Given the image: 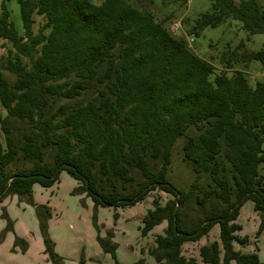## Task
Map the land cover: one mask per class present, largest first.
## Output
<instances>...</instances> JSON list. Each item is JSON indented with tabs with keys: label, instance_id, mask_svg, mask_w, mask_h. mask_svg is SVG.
Returning <instances> with one entry per match:
<instances>
[{
	"label": "trees",
	"instance_id": "obj_1",
	"mask_svg": "<svg viewBox=\"0 0 264 264\" xmlns=\"http://www.w3.org/2000/svg\"><path fill=\"white\" fill-rule=\"evenodd\" d=\"M8 1L0 13V206L16 196L34 208L49 262L66 264L49 232L52 209L35 202L34 187L51 188L66 173L78 183L73 194L93 202L96 228L101 207L117 221L118 210L152 192L172 197L164 204L154 198L142 219L143 237L166 223L149 251L155 264H262L257 252L237 246L249 245L238 235L247 202L260 219L256 236L264 233V80L253 86L244 72L226 70L264 66V49L226 51V70L217 72L171 31L176 10L158 20L142 0H18L19 31ZM207 1L209 10L186 27L192 39L229 21L247 33L238 49L264 35L260 0ZM180 138L194 176L187 189L170 176ZM216 226L219 240L202 245L198 259L186 258L185 244ZM8 232L15 234L7 220L3 237ZM113 237L97 240L119 264ZM19 246L28 250L16 235L12 252Z\"/></svg>",
	"mask_w": 264,
	"mask_h": 264
},
{
	"label": "rangeland",
	"instance_id": "obj_2",
	"mask_svg": "<svg viewBox=\"0 0 264 264\" xmlns=\"http://www.w3.org/2000/svg\"><path fill=\"white\" fill-rule=\"evenodd\" d=\"M260 1L264 3V0ZM142 4L145 5L149 11L154 13L158 20L176 10V17L170 24L171 31L178 37L186 38L191 48L199 56L210 61L215 66L217 72L226 70L222 63H220V58L226 51L230 52L237 50L239 53H243L244 51L257 52L264 49V35L253 36L252 41L250 43H246L244 48H237L239 43L241 41H246L247 38V33L241 29L240 23L237 21H229L217 28H207L204 30L200 38L192 39V37L188 35L186 27L191 26L202 13L209 10L210 3L207 0H190L188 3H185L186 5L184 7H179L176 2L171 3L169 6H163L160 0H142ZM2 5L3 0H0V13L2 12ZM7 7L10 11L11 20L13 21L14 26L20 31L22 27L18 0L8 1ZM39 21L40 19H37V25H39ZM4 43L5 42L0 39V55H4L6 53ZM226 71L229 75L235 71L244 72L253 86L256 81L264 80V66L258 62H252L249 64H244L242 62L235 63L232 68ZM0 116H6V112L2 108L1 103ZM1 133L2 132H0V137H2ZM183 144L184 140L183 138H180L172 150L173 166L170 176L178 187L187 189L192 183L194 176L191 171V167H189V165L182 160ZM31 165L32 162H24V168L26 169H29ZM57 184L60 185L59 192L55 193L58 197L53 199V201L57 204L53 203L54 211L56 207L57 209L55 215H53V218L49 221V225H65L68 232H78L80 240L83 241V248L82 250L79 248L78 251H102L98 245L97 236L100 235L102 238H107L108 232H112L114 235L113 242L117 244L116 256L119 264H136V262L140 259H145L147 264H155L154 259L149 256V251L155 245V237L163 233L166 223L156 227L147 237H143L141 235L140 228L143 225L142 219L145 217L148 210L153 209L152 203L154 198L160 199V201L164 204L167 200L172 198L170 195L159 191L152 192L144 202L138 204L137 206L124 210H118L120 217L117 221L114 219L115 212L113 209L101 207L99 208L97 214L96 228L92 220L93 202L91 199L85 195H74L73 191L67 192L71 186L78 187V183L69 175L63 173L60 177V182ZM34 188V191H36V194L34 193L35 202L39 204H47L50 207L51 205L48 202L41 203L38 201V198L40 199V196L45 194L43 188L40 186H35ZM15 200L16 202L12 205L7 204L5 208H1L0 210V220L5 224L4 228L0 232V245L6 242L5 238L7 234L10 233L14 235L15 242L16 234L12 232L4 234L3 237V231L7 226V220L13 223V227L15 226L16 220L18 222L23 221L25 222V225L29 227V231H32L33 225L35 224L42 239L39 222L34 208L26 203H20L18 197L16 196ZM7 207H11L16 213V219L11 216ZM51 209L53 213V208ZM77 211L80 212V217L77 215ZM4 212L7 215L5 216L6 219L3 218ZM259 222L260 219L258 214L253 209V203L247 202L242 209V213L238 221V223L243 227L242 231L239 232L238 235L241 237L247 236L249 238V245L244 248L237 246V248L241 249L245 253L257 252L261 263L264 264V233L260 237L256 236ZM29 231L27 230V232ZM218 234L219 226H216V228H214L207 237L202 238L199 242L186 243L183 251L184 256L188 259H198L200 247L206 243L219 240ZM31 236H33V234H31ZM25 242L28 243L29 240L25 239ZM20 248L21 247L19 246L17 249L20 250ZM12 249L13 245L11 252ZM71 250V253L69 254L70 256L74 254V250ZM33 251H37L35 245L33 247ZM59 251H64L61 243L59 245ZM134 251L143 252L142 257L139 253L137 254ZM83 252H81L78 257L74 258L75 261L78 260L76 264H84L82 263V261L85 260ZM8 256L9 251L8 253L0 251V264ZM107 257L109 258H106V263L103 261V257L101 256L99 258L95 257L91 261H85V264H114L115 261L112 259L111 255L109 254ZM46 260L47 264H51L47 257Z\"/></svg>",
	"mask_w": 264,
	"mask_h": 264
},
{
	"label": "crops",
	"instance_id": "obj_3",
	"mask_svg": "<svg viewBox=\"0 0 264 264\" xmlns=\"http://www.w3.org/2000/svg\"><path fill=\"white\" fill-rule=\"evenodd\" d=\"M75 187L76 186H71L67 190V192L73 191ZM59 188H60L59 184H55L51 188H47V189L43 188V191L45 192V194H42L40 196V199L38 198L39 202H41V203L48 202L52 206V207L51 206L50 207L53 208V215H55L56 209H57V207H56V209L54 211L53 203H55V202L53 201V199L58 197V195L55 193L59 192ZM34 193L36 194V191H34ZM69 196H70V194H69ZM14 202H16L15 197L7 198L1 204L0 210H1V208H5L7 204L12 205ZM7 209L10 211L11 216H13V217L16 216V213L12 210L11 207H9V208L7 207ZM76 213L80 217V212L77 211ZM15 219H16V217H15ZM4 226H5V224L3 223V221L0 220V232L4 228ZM14 230H15V234L18 237H20L21 239L23 238V240H25V239L29 240V242L27 243L28 244V250L25 253H22L19 249L16 248V252L12 253L11 248H12V245H14V235L11 233L7 234V236L5 238L6 242H4L2 245H0V251H2L4 253H8V251H9V256L1 264H35V263L39 264V262H40V264L41 263L47 264V260H46L47 256L44 253L45 247H44V244L42 241L43 239H41L39 232L37 231L36 225L34 224L32 231H29V227L27 225H25V222H23V221L18 222L16 220ZM27 230L29 232H27ZM49 232H50L52 240L54 241V243L56 245V251L61 256L66 258L65 259L66 264H76L78 260L75 261L74 258L78 257L79 254L81 252H83V251H78L79 248L81 250L83 248V241L80 240L78 232H76V231L75 232H70V231L68 232L65 225H54V224L49 225ZM31 234H33V236H31ZM60 243H61L64 251H59ZM34 245H35V248L37 251H33ZM71 249L74 250V254L70 256L69 254L72 251ZM134 252H136L137 254L139 253L141 257L143 255V252H141V251H134ZM20 253H22V254H20ZM83 253L85 256V260L82 261V263H84V264H85V261H88V260L91 261L95 257L99 258L102 256L103 261L105 263L107 262L106 258H109V257H107L109 254H105L103 251H84ZM67 260H68V262H67ZM107 264H109V263H107ZM114 264H115V262H114Z\"/></svg>",
	"mask_w": 264,
	"mask_h": 264
}]
</instances>
